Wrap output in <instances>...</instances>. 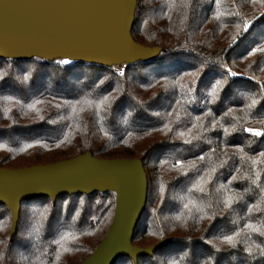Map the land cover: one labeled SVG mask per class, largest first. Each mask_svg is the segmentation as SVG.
Masks as SVG:
<instances>
[{
    "label": "trees",
    "instance_id": "obj_1",
    "mask_svg": "<svg viewBox=\"0 0 264 264\" xmlns=\"http://www.w3.org/2000/svg\"><path fill=\"white\" fill-rule=\"evenodd\" d=\"M131 35L162 51L120 73L0 58V167L141 158L132 243L169 241L114 264H264V0H137ZM114 204L113 192L27 200L11 237L0 204V264H79Z\"/></svg>",
    "mask_w": 264,
    "mask_h": 264
},
{
    "label": "water",
    "instance_id": "obj_2",
    "mask_svg": "<svg viewBox=\"0 0 264 264\" xmlns=\"http://www.w3.org/2000/svg\"><path fill=\"white\" fill-rule=\"evenodd\" d=\"M137 0H0V58L67 60L106 67L148 62L162 51L131 35ZM122 69V70H123ZM120 70V71H122ZM117 72V71H116ZM120 73V72H117ZM113 192L114 212L95 249L79 264L134 263L169 241L132 243L147 199L141 158H98L89 151L20 168L0 167V204L11 214V237L22 202L61 195Z\"/></svg>",
    "mask_w": 264,
    "mask_h": 264
},
{
    "label": "snow or ice",
    "instance_id": "obj_3",
    "mask_svg": "<svg viewBox=\"0 0 264 264\" xmlns=\"http://www.w3.org/2000/svg\"><path fill=\"white\" fill-rule=\"evenodd\" d=\"M249 23H250V22L246 21L244 27L247 28L248 25H249ZM252 51H256V49H253ZM249 54H251V53H249ZM65 63H67V61H65ZM227 75H228V76H234L235 73H232V72L229 71V72H227ZM219 84H220V81H219V80H217L214 84H212V90L215 91L216 88H217V86H218ZM244 131H246V132H250V133H252V134L255 135V136H260V135H261V132L258 131V130H256V129H247V128H246V129H244ZM177 163H179V162H177ZM225 239L230 240L231 238H230V237H225Z\"/></svg>",
    "mask_w": 264,
    "mask_h": 264
},
{
    "label": "rangeland",
    "instance_id": "obj_4",
    "mask_svg": "<svg viewBox=\"0 0 264 264\" xmlns=\"http://www.w3.org/2000/svg\"><path fill=\"white\" fill-rule=\"evenodd\" d=\"M243 48H244V47H241V48H239V49H243ZM123 67H124V66L118 65V66H116L114 69H116L115 71H117V72H122V71H120V70H122Z\"/></svg>",
    "mask_w": 264,
    "mask_h": 264
}]
</instances>
